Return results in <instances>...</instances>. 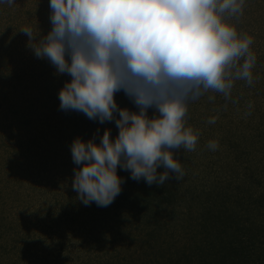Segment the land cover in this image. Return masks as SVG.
<instances>
[{"label": "trees", "instance_id": "16d2710c", "mask_svg": "<svg viewBox=\"0 0 264 264\" xmlns=\"http://www.w3.org/2000/svg\"><path fill=\"white\" fill-rule=\"evenodd\" d=\"M19 1L14 0V3L18 5ZM46 2L48 5L45 11L52 14L48 7L49 0ZM14 3L13 7L0 3V15H4L0 17V22L4 24L0 29L3 30L0 32V44L5 45L0 47V55L3 57L11 56L15 50L17 53V47L13 44L16 43L14 38L18 34L15 31L19 26L14 23L16 17H21V13L11 11L16 9ZM32 11L29 9L26 20H30ZM226 18L235 25L239 34H246L254 40L258 37L255 24L262 25L264 32V0H245L242 15ZM47 22L51 20L45 16L43 23H39L41 30L46 28L51 31L53 25ZM260 37L263 38L264 33ZM250 50L256 57L251 70L254 76L251 84L246 80H235L229 97L209 90L193 102L203 105L205 115L223 117L219 129L225 127L224 132H228L226 139L209 136L206 143L201 144V136L205 131L200 129L199 143L194 151L181 148L174 153L184 173L182 179L178 180L176 174L170 172L169 179L163 185H148L143 178L134 180L130 170L118 165L121 191L106 207L98 206L94 201L85 205L73 188L75 171L82 168L83 164L74 163L71 146L76 138L88 141L97 137L96 142L99 144L106 130L104 124L108 121L101 123L98 118L89 119L83 112L64 110L61 107H57L61 114L57 110L47 113L50 105L47 97L52 96L50 92L45 93L48 87L35 94L30 93L25 84L22 87L13 85L9 89H0V111L4 115L12 114L13 118L19 120L17 122L22 129L28 128L37 134L26 138L27 134L24 133L18 138V143L12 145L9 141L15 128L8 126V131H2L8 142L2 139L7 149L2 164L7 172L1 169L0 239L8 231L11 242L0 245V264H31L32 261H40L38 256L34 260L29 259L32 249L23 248L26 239L32 234L24 233L23 238L22 233L16 229L19 223L17 219L14 220L12 213V208L16 207L15 202H21L33 224L36 220L42 223L46 234L50 229L53 231V224L37 217L51 216L55 213L53 208L63 205L66 210L56 217L62 218L68 229L81 236L75 241L74 247L76 250L82 248L87 255L81 259L82 264H264V45L253 41ZM8 60L14 59L9 57ZM257 71L259 74L255 76ZM68 78L64 77L63 85L70 82ZM118 92L122 95L119 105L129 110V101L132 99L123 90ZM138 109L134 103L131 110L136 112ZM256 119L253 131H239V126L246 127L247 121L249 123ZM191 120L193 124L200 122L197 119ZM111 130L114 132L110 133L111 139L114 140L115 131ZM209 141H217L218 147L211 150L208 147ZM12 147L16 148L14 156L20 153L14 162L13 157L11 161L8 160ZM199 148L201 153L199 151L197 154ZM195 155L204 158L198 164L194 161L195 165L188 166L189 157ZM211 156H214L215 161L205 159ZM41 167L49 169L52 175L49 184L55 183L57 186L53 188L54 191L47 192L46 185L39 184L43 173ZM164 171L163 166L157 169L158 174ZM61 178L65 181L69 179L67 188H62L65 183L62 185ZM44 194L50 195L52 199L48 205H40L39 200L33 199ZM124 222L128 233L134 222L135 231H141V247L129 254L120 250L119 246L114 251L107 247L106 234L113 237L111 231L116 226L114 224H118L115 227L118 230ZM21 228L23 225H20ZM129 247L126 249L128 252ZM59 249L61 252L65 248L62 246ZM14 252L17 257L11 260Z\"/></svg>", "mask_w": 264, "mask_h": 264}, {"label": "clouds", "instance_id": "9594fccd", "mask_svg": "<svg viewBox=\"0 0 264 264\" xmlns=\"http://www.w3.org/2000/svg\"><path fill=\"white\" fill-rule=\"evenodd\" d=\"M244 2L50 0L53 27L31 46L58 73L72 77L59 92L60 107L101 123L115 119L119 129L115 140L106 129L99 144L80 138L72 143L74 163L83 164L73 188L85 205L106 207L119 195L118 165L148 185H163L170 172L182 179L174 153L194 151L199 136L186 126L187 102L209 90L227 98L235 80L252 83L253 38L226 18L242 15ZM0 3L11 6L14 0ZM21 30L36 40L31 28ZM120 90L139 112L118 107L114 94ZM149 108L158 115L149 118ZM208 147L215 150L218 142ZM161 166L165 171L158 174Z\"/></svg>", "mask_w": 264, "mask_h": 264}, {"label": "rangeland", "instance_id": "374dc122", "mask_svg": "<svg viewBox=\"0 0 264 264\" xmlns=\"http://www.w3.org/2000/svg\"><path fill=\"white\" fill-rule=\"evenodd\" d=\"M20 1H19L20 4L18 2V5H17V3H14L16 9L15 8L11 9V11H13V12L15 10H17V12L21 13V17H23V18L16 17L15 18L16 23H14V24H17L19 26V28L15 27L16 28L15 32L18 34V37L14 38L16 43L13 44L15 47H17V53L15 50V53H12V55L9 56V57H13L14 60H12V61L8 60L9 59L8 56L3 57V55H0V89H2V88L5 89L4 87H6V89H9V88L13 87V85H17L16 87H22V85L25 84L28 86L29 91H31L30 93L35 94L38 91L42 92L41 91L42 88L48 87V90H46L45 93L50 92L52 94V96L50 98L47 97V99L50 100V105L48 107L47 113L51 114V112L54 110L58 111L57 107H60L59 92L64 87V85L62 84V80L64 79V77L67 78L69 76L70 78H68V80L71 81L72 77L67 73H63V74L58 73L56 70V66L53 65L51 63V61L46 57L45 58L37 57L34 53L32 46H31L34 43H38L39 39L45 37L50 32L46 28H43L41 30L42 27L39 26L40 25L39 23H41V22L43 23L45 16H46V18H49L51 16L50 11L49 12L45 11L46 7L48 5L46 0H20ZM32 1H35V2L33 3ZM31 2H32V5H30ZM49 2H50V0H49ZM38 5H40V6L38 7ZM12 7H13V5H12ZM48 7L50 9V5ZM29 9H31L33 11L31 12L30 20H26L25 18H27L28 17L27 15H29ZM3 16H4L3 14L0 15L1 18ZM39 21H41V22H39ZM32 22H35V23H32ZM50 23L51 22H49L48 25H50ZM3 25H4L3 22H0V29H1V26H3ZM255 26H256V28H255ZM255 26H254V28L257 31L258 37H256L257 39L254 38L253 41L256 44L264 45V37L263 38L260 37V35L262 33H264L262 25L255 24ZM25 27L31 28L33 35L36 36L35 41L29 40L28 35L24 31L21 30L22 28H25ZM2 31L3 30H0V32H2ZM4 46L5 45H3V43L0 44L1 48H3ZM66 59L70 60V58L67 56H66ZM25 61H26V63H25ZM21 62H24V63H21ZM258 74H259V71H257L254 75L258 76ZM66 81H67V79H66ZM114 99H115L118 107L122 108V106L119 105L120 100L122 99L121 93L116 92L114 94ZM193 102H194L193 100H189L187 102L188 103V111H187V115L185 118L186 119V126L192 127L194 132L198 133L199 135L201 134L200 129H204L205 134H202V136H201L202 137L201 138L202 139L201 144L206 143V139H208L209 136L213 137L214 139L215 138L220 139L221 137L226 139V134H228V132H224V131H226L225 127H220V129H219V122L223 121V117L218 116V115H212L211 116V114L205 115V110L203 108V105H201L199 102H195V103H193ZM2 103L4 104V102H2ZM128 106H130L129 111L133 112L131 110V108L134 107V101L133 100L129 101ZM4 107L5 106L3 105V108ZM0 108H2V107H0ZM138 111H139V109L136 112H138ZM59 113L61 114V111ZM2 114H3V111H0V133H1L0 134L1 135L0 136V175H1V169L5 170V172H7L6 168L2 164V162H4V159H3L4 155L7 152L6 147H4L5 145L2 144V139H3V142L4 141L8 142V140H6L5 135L2 134V131L4 129H6L8 131L9 130L8 126H12L11 128H15L14 135L9 141V143L12 145L13 144L16 145L18 143V141H17L18 138H20L22 136V134L24 135V133L27 134L26 138H29V136H31V135H37V134H35L34 130L32 131L31 129H28V128L26 130L22 129L21 126H19V124H18L19 120L17 119L18 120V122H17L16 117L13 118L12 114L6 113L5 115L3 114L4 116H2ZM147 114H148L149 118H152V117L158 115L155 108H149L147 111ZM114 116H115V118H119L118 111L114 114ZM11 117H12V119H11ZM212 117L216 118L215 119L216 121L213 124L209 123V120ZM191 119H197L200 122H198L197 124H193L192 123L193 121ZM256 122H257V119L254 121H251L249 123L247 121L245 124L246 127L241 125L238 127V129H239V131H248V130L253 131L256 128L255 127ZM191 123L193 125H191ZM110 126L112 128H110ZM104 127L106 129L110 128L109 129L110 133H114L111 129H113L115 131V136H114V140H115V138L118 136V133H119V129H117V126L115 123V119L105 123ZM206 133H208V134H206ZM94 134L95 133L92 132V136H94ZM235 134H238V133H235ZM86 138H87V136H86ZM92 140H94L95 143H97L96 142L97 137H93ZM219 146L221 147V145H219ZM201 148H199V150L197 151V154L199 153V151L201 153ZM15 149L16 148L12 147V150L10 151V159H8L11 161V159L13 157L12 162H14L13 160L16 158V156H17V158H19V156H18L19 152H17L16 156H14V150ZM67 151H70V149H68ZM19 155H20V153H19ZM211 157L212 158L207 157L205 159H212V161L213 160L215 161V158L217 159L218 155H216L215 158H214V156H211ZM203 158L204 157L201 155H195L194 157H189L188 166L198 164L200 162V159H203ZM10 161H7V162L10 163ZM194 161H196L195 164H193ZM44 167H46V166H44ZM44 167H41L43 173L41 174L42 180L40 181L39 184H41L42 186L45 184L47 187V192L54 191L53 188H57V186L54 185L55 183L52 185L49 184V181L52 180V177H51L52 175H51V173H49V169L46 170V168H44ZM56 171H58V169H56ZM62 171L63 170L61 168V172ZM60 182L62 183V185H63V183H65L62 188H67L68 184H70L68 178H66V181L64 180V178L63 179L61 178ZM42 192H46V190H42ZM33 199L39 200L40 205H42V204L48 205V202L52 200L50 198V195H48V194H44V195L38 196V198H33ZM64 200H66V199H64ZM0 203H1V201H0ZM14 206H16V207H15V209L12 208V213H14L13 218H14V220L17 219V222L19 223V224H17L16 229L22 233L23 238H24V233H27L29 235L32 234L31 237L29 236V238L26 239L23 248L27 249L29 247L32 249L33 253H31L32 255L30 254L29 259L34 260L33 258L35 256H38L39 257L38 260H40L39 262H35V263H33V261H32L31 264H39L40 262H41V264H82V262L80 263L81 259L82 260L85 259V257L87 255L85 254V252L82 248L81 249L78 248V250H76L74 247V245L76 243L75 241H78V239L81 238V236H78L76 233L72 232V230L68 229L67 224L63 222L62 218L56 217L57 214H61L63 212V210L65 209L63 205H61V207L56 206L55 208H53L55 213H53L51 216H48V217L47 216H42V217L39 216V217H37V218H42V220L48 221L50 224L51 223L53 224V231L50 229V232H47V234H46V232H44L45 228L41 222L39 223V220H36L34 224H33V221H30L29 215L24 211L21 202L20 203L15 202ZM53 209H51V210H53ZM19 212H20V214H19ZM53 215H55V216H53ZM109 221L111 222L112 220H109ZM38 223H39V225L37 227H35V225H37ZM135 224H136V222H134V224L131 225V227H132L131 232L128 233V227H126L125 222H124V224L119 225L120 228H118V230H115V227H118V224L115 223L114 225H116V226H114L113 231H111V233L114 236L112 237V235H110L108 233L106 234L107 244H108L107 247L113 248V251H114L116 249V247L119 246V249L123 250V252L125 251L127 254L133 252L135 249H139V247H141V245H140V243H141L140 232L141 231L140 232L135 231V228H134ZM20 225L21 226L23 225V228L19 229ZM8 233L9 232L7 231V234ZM7 234L2 235L3 237L0 239V243H1L0 245H5V244H8V242H11V240H10L11 236L7 235ZM133 234H136V235L133 236ZM67 236H70V238H67ZM130 237H132V239ZM132 240H136L137 243L135 241L132 242ZM70 241H72L73 244H70L71 243ZM62 246H64L65 249L61 250V252H59V250H60L59 247H62ZM128 246H130L129 252H128V250H126L128 248ZM139 251L141 253V250H139ZM58 254H60V255L58 256ZM15 257H17V253L14 252L11 260L15 259ZM77 258H78V260H77Z\"/></svg>", "mask_w": 264, "mask_h": 264}]
</instances>
